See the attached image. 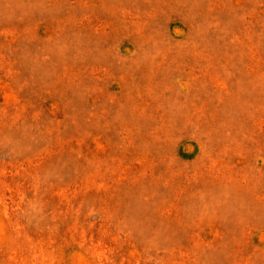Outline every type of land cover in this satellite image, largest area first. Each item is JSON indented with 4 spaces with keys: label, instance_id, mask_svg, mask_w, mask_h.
<instances>
[{
    "label": "rangeland",
    "instance_id": "obj_1",
    "mask_svg": "<svg viewBox=\"0 0 264 264\" xmlns=\"http://www.w3.org/2000/svg\"><path fill=\"white\" fill-rule=\"evenodd\" d=\"M0 264H264V0H0Z\"/></svg>",
    "mask_w": 264,
    "mask_h": 264
}]
</instances>
